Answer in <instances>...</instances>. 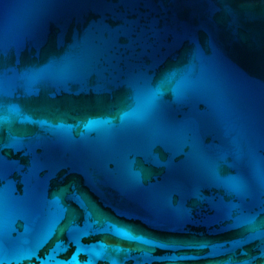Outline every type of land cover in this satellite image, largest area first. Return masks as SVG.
<instances>
[{
  "label": "water",
  "instance_id": "95a60500",
  "mask_svg": "<svg viewBox=\"0 0 264 264\" xmlns=\"http://www.w3.org/2000/svg\"><path fill=\"white\" fill-rule=\"evenodd\" d=\"M0 264H264V0H0Z\"/></svg>",
  "mask_w": 264,
  "mask_h": 264
}]
</instances>
